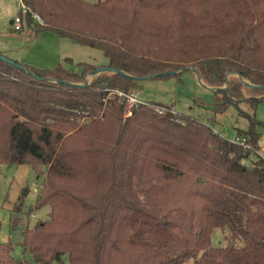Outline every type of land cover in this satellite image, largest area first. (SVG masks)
Segmentation results:
<instances>
[{
  "label": "trees",
  "instance_id": "16d2710c",
  "mask_svg": "<svg viewBox=\"0 0 264 264\" xmlns=\"http://www.w3.org/2000/svg\"><path fill=\"white\" fill-rule=\"evenodd\" d=\"M23 1L42 18L27 19L33 34L97 48L129 75L193 65L210 86L230 71L264 83V0ZM0 53L22 66L0 59V163L35 170L28 212L49 206L23 230L30 256L0 242V264H264V165L250 150L171 104L128 106L110 92L147 78L104 71L70 85L101 65L38 67ZM241 86L229 77L214 111L264 98ZM237 135L254 147L261 136L253 119ZM215 227L228 229L226 243L212 244Z\"/></svg>",
  "mask_w": 264,
  "mask_h": 264
},
{
  "label": "rangeland",
  "instance_id": "374dc122",
  "mask_svg": "<svg viewBox=\"0 0 264 264\" xmlns=\"http://www.w3.org/2000/svg\"><path fill=\"white\" fill-rule=\"evenodd\" d=\"M94 2L96 0H87ZM17 13L15 0H0V50L19 62L38 67H54L58 62L77 69L78 61L104 66L107 58L101 50L75 43L50 30L33 34L32 28L24 27L15 31L9 20ZM229 77H237L229 74ZM90 79V77L88 76ZM245 98H259L264 95L255 89L241 86ZM132 91L142 100H156L171 104L173 110L193 116L207 122L215 131L231 140L239 129H246L250 120L256 121V129L264 136V98L256 104L238 100L228 104L221 112L214 111L215 92L199 83L191 70H184L177 76H156L143 80L140 89ZM218 96L220 92H218ZM165 110V106L158 107ZM264 151V146H262ZM255 154L250 158L254 159ZM39 179L29 165H8L0 163V242L11 241L14 244L12 254L15 257H29L21 241L23 230L32 226L37 219L47 217L49 206L28 212L34 203ZM20 203V210L13 209ZM229 231L226 227H215L212 244L227 242Z\"/></svg>",
  "mask_w": 264,
  "mask_h": 264
},
{
  "label": "built area",
  "instance_id": "2783aa9c",
  "mask_svg": "<svg viewBox=\"0 0 264 264\" xmlns=\"http://www.w3.org/2000/svg\"><path fill=\"white\" fill-rule=\"evenodd\" d=\"M15 1L17 6V13L12 18V22L10 23L13 30L15 31L23 30L28 18H30L33 22L42 23V18L40 17V15L38 13L32 12L31 9L24 3L23 0H15ZM110 92L116 93L120 97V99L124 100V102L128 106H131L132 104L135 103L143 102V100L137 97V95L132 91L125 92L123 90L113 89ZM159 111H162V109H159ZM231 141L240 144L245 149L250 150L252 155L255 154L256 156L255 159H261L264 165V151L262 150V146H264V136H260L258 138L257 147L252 146L247 141L246 136L236 135L233 139H231Z\"/></svg>",
  "mask_w": 264,
  "mask_h": 264
},
{
  "label": "water",
  "instance_id": "95a60500",
  "mask_svg": "<svg viewBox=\"0 0 264 264\" xmlns=\"http://www.w3.org/2000/svg\"><path fill=\"white\" fill-rule=\"evenodd\" d=\"M12 22V19L9 20V23ZM0 59L1 60H5V61H8L18 67H22L19 63H16L14 60L6 57L5 55L1 54L0 53ZM188 70H191L197 80L199 81V83L201 85H203L204 87H207L213 91H218V90H222V89H226L227 85H228V79H229V74H235L237 76V78L240 80L241 84L245 87H250V88H262L264 87V83L262 84H253L249 81H247L246 79H244L241 74L237 73V72H233V71H230L228 73H226L225 75V82L223 85L221 86H210V85H207L205 82H203V80L201 79L199 73L197 72L196 68L193 66V65H190V66H187L186 67ZM182 70V68H179V69H176V70H173V71H168V72H158V73H154V74H148V75H145V76H135V75H129L127 74L126 72L122 71L121 69L119 68H115V67H111V66H108V65H104V66H99V67H96L94 69H91L89 71H87L84 75V80L82 82H78V83H75V82H68V81H64L66 84H70V85H78V86H85L87 85L94 76L100 74L101 72H104V71H110V72H117V73H121V74H124V75H127L131 78H134V79H142V78H152V77H156V76H160V75H164L166 73H175V72H178ZM88 76L90 77V79L88 78ZM47 80H52L51 78H46Z\"/></svg>",
  "mask_w": 264,
  "mask_h": 264
},
{
  "label": "crops",
  "instance_id": "0c3cea01",
  "mask_svg": "<svg viewBox=\"0 0 264 264\" xmlns=\"http://www.w3.org/2000/svg\"><path fill=\"white\" fill-rule=\"evenodd\" d=\"M1 51V50H0ZM172 106V105H171ZM173 108V107H172ZM236 135H237V133H236ZM261 135V134H260ZM262 136V135H261ZM255 159V158H254Z\"/></svg>",
  "mask_w": 264,
  "mask_h": 264
}]
</instances>
